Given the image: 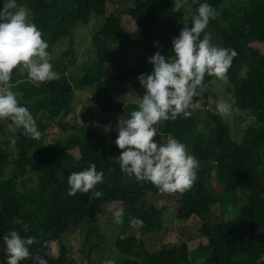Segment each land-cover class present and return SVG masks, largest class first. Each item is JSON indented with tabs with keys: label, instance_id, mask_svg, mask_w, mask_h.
<instances>
[{
	"label": "trees",
	"instance_id": "1",
	"mask_svg": "<svg viewBox=\"0 0 264 264\" xmlns=\"http://www.w3.org/2000/svg\"><path fill=\"white\" fill-rule=\"evenodd\" d=\"M108 1L17 0L19 5L29 9L32 22L48 42L50 62L59 78L33 83L27 81L26 76L21 77L18 71L13 73L12 90L17 93L20 104L29 109L42 135L38 140L32 139L20 128L13 132L11 140L0 142L3 213L0 264H7L3 237L9 231H16L22 238H34L30 252L33 256L39 253L47 264H74L62 242L64 235L85 226L88 239H100L103 235L98 228V215L104 204L112 202L127 208L140 202L151 208L153 205L147 199L162 194L150 182H138L134 176L121 171L118 161L121 153L115 144L117 126L113 125L109 134H103L93 124L70 129L62 119L73 112L76 90L83 86H95L93 100L103 114L125 111L130 114L137 108L138 101L124 104L114 99L105 77L117 72L119 77L113 82L126 84L133 96L140 99L144 89L137 77L152 72L149 58L156 52L171 57L172 40L179 36L185 24L191 27L192 16L199 5L208 3L219 11L224 0H188L180 12L173 11V0H140L147 7L154 30L145 28L137 33L120 27L110 39L94 34L85 52L95 59L88 67L84 63V70L78 69L73 62L77 56L74 31L81 21L68 16L67 10L73 5L99 20L106 15ZM4 2L0 0V7ZM205 32L211 34L212 40L218 38L223 48L238 53L227 72L226 82L231 86L235 108L250 112L258 125L249 127L238 143L225 118L205 106L189 109L193 119L180 115L158 125L164 136L182 135L181 142L203 164L197 169L193 186L177 192L175 220L180 223L192 218L203 220L211 213L217 201L211 188L212 178L227 179L221 193L234 210V217L203 223L200 232L204 243L199 246L191 248L184 242L152 252L139 240L134 221L127 213L121 234L115 240L116 249L123 256L122 264H195L198 258H205V264H257L258 261L264 264V260H260V254L264 253V64H246L252 46L264 44V0H250L235 16L233 24L222 25L217 17L211 19ZM66 39L68 50L61 58L54 57V47ZM68 75L79 78L76 87ZM18 80L23 82L17 83ZM60 80L63 81L61 95L56 96ZM117 87L114 91L119 94ZM209 96L203 91L194 102L200 105ZM190 120L195 125L190 129L183 127L186 122L193 124ZM53 125L65 133L55 141L46 142L44 137ZM4 132L5 127L1 125L0 133ZM11 144L15 152L8 150ZM91 163H95L98 172L104 173L103 182L95 188L104 195L99 199H90L91 192L69 196V175L85 170ZM28 173L34 176L24 178ZM33 183L36 187L27 193L28 185ZM162 215V210L155 207L150 215L140 216L141 227L147 235L156 233L162 225ZM124 234L127 239H121ZM53 243L58 246L55 252L51 247ZM201 251L206 257L200 256ZM20 264L34 262L29 258Z\"/></svg>",
	"mask_w": 264,
	"mask_h": 264
},
{
	"label": "clouds",
	"instance_id": "2",
	"mask_svg": "<svg viewBox=\"0 0 264 264\" xmlns=\"http://www.w3.org/2000/svg\"><path fill=\"white\" fill-rule=\"evenodd\" d=\"M187 4L188 0H173V11L180 12ZM216 15L210 4L201 3L192 16L191 27L185 24L179 36L172 40L173 55L166 58L156 52L149 58L152 72L137 77L144 94L129 117L118 122L115 144L121 153L118 158L121 171L134 176L138 182H150L162 194L190 189L197 179L199 162L177 139L170 136L165 142L156 140L155 125L180 115L189 118L192 114L189 109L200 106L194 98L202 95L205 76L226 82L227 72L238 55L234 49L211 43V34L205 29ZM48 49L49 44L32 22L29 9L17 0H5L0 7V120L10 121L9 131L22 128L25 135L37 140L42 134L29 109L20 104L17 93L12 90L15 86L12 79L15 71L33 83L58 79ZM231 109V104L224 99L217 101L218 114L228 115ZM103 178L104 173L98 172L95 163H91L85 170L69 175L68 195L91 192L90 199H99L104 194L95 188ZM123 215L124 209L117 208L113 212L115 223L121 224ZM134 223L143 225L141 220ZM121 239H127V234ZM3 242L7 264H20L29 258L34 264H47L39 253L33 256L30 252L34 238H22L16 231H9ZM260 260H264V253L260 254Z\"/></svg>",
	"mask_w": 264,
	"mask_h": 264
},
{
	"label": "rangeland",
	"instance_id": "3",
	"mask_svg": "<svg viewBox=\"0 0 264 264\" xmlns=\"http://www.w3.org/2000/svg\"><path fill=\"white\" fill-rule=\"evenodd\" d=\"M249 3L250 0H224L221 9L216 11V17L219 19V23L222 25L233 24L235 16L242 9L247 7ZM224 13H226L227 16ZM67 15L78 17L81 21V24L74 31L75 40L77 42V56L73 60L74 65L81 70H84L86 66L88 67L92 64L95 59L85 52L86 48L90 45L91 37L94 34H98L104 39H110L120 27L127 31H136L137 33H141L145 28H151L154 30V25L147 15V7L140 0H109L105 17L100 18L99 20L82 12L73 5H70L68 8ZM211 43L214 46L222 47L221 41L218 38H215L214 40L211 39ZM252 47V53L246 59V64H264V44ZM68 48V39L61 40L54 47V57L61 58ZM84 63H87V65L84 66ZM68 77L76 87L79 78L70 75H68ZM118 77L119 75L117 72H114L111 76L105 77V82L110 84L108 87L111 89L114 99L120 100L124 104L138 101L139 99L133 96L130 87L128 88L126 84L113 82V79ZM62 85L63 81L60 80L58 89L55 92L56 96L61 95ZM204 85V91L209 93L210 96L207 101H202L200 103V107L205 106V109H210L211 111L216 112V104L218 100L224 99L231 104L232 109L230 114L222 116L231 128L233 139L240 143L246 130L249 127H256L258 125L257 122L250 112H243L238 108H235L231 86H229L227 82L206 75L204 78ZM116 87L117 90L119 88V94L114 91V88ZM94 92L95 86H83L77 88L74 100V110L62 120L70 129L93 124L101 133L109 134L112 130V126H118L119 119H126L129 112L125 111L124 113L117 114H103L95 105L93 100ZM188 119L193 118L189 117ZM1 121L3 123H1ZM190 121L193 122V120ZM1 125H4L5 132L0 133V142L5 143L7 140L12 139L13 132L9 131L7 120H0V126ZM194 125V122L193 124L186 122L183 127L185 126V128L187 127L190 129ZM155 127L157 128L158 133L156 140L165 142L170 136H164L161 133L158 124L155 125ZM64 133L65 132L60 127L53 125L50 127L44 138L46 142H51L60 138ZM116 135L118 138V132H116ZM182 138L183 136L180 135L175 139L181 142ZM8 150L15 152L13 144L8 146ZM202 166L203 164L199 162L198 168H201ZM32 176H34L33 173H28L24 178ZM210 182L211 188L215 192L213 194L217 196V201L211 208V213L205 216L203 220L192 218L190 221L184 223L175 220V213L178 208L177 192L150 197L147 199V202L153 205L151 208L148 205L140 204V202H138L139 199L137 201L139 203L137 206L133 204L127 208L119 204L108 202L102 206L101 212L98 215V228L103 235L102 238L99 239L98 237H93L88 239L87 227L82 226L79 230H72L69 234L64 235L62 237V242L67 247L68 255L74 261V264H122L121 260L123 259V256L117 251L115 240L121 234L123 222L121 224L115 223L113 212L117 208L122 207L124 209L123 219L128 213L133 221H136L139 220L141 215H150L152 210L156 207L162 210L163 215L162 225L157 229L155 234L151 236L147 235L141 226L134 223L139 240L144 242L149 251H160L163 248H168L171 245H181L184 242H187L191 248L199 246L201 243H204V237L200 232L203 223L222 222L234 217V210L231 209L227 199L224 198L221 193L223 191V186L227 183V179L222 178L219 181L216 178H212ZM34 187H36L35 183L29 184L27 193ZM2 217L3 213L0 207V218ZM51 247L54 252L58 248L56 243H53ZM200 253V256L206 257L202 251ZM195 264H205V258H198L195 261Z\"/></svg>",
	"mask_w": 264,
	"mask_h": 264
}]
</instances>
